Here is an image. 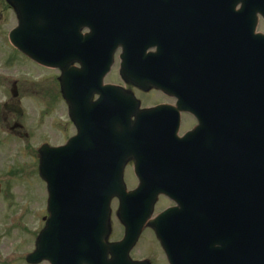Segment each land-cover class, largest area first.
Here are the masks:
<instances>
[{"label":"water","instance_id":"water-1","mask_svg":"<svg viewBox=\"0 0 264 264\" xmlns=\"http://www.w3.org/2000/svg\"><path fill=\"white\" fill-rule=\"evenodd\" d=\"M5 1L17 19L18 27L11 34L17 49L41 62L48 46L45 40L60 50L64 41L81 65L79 70L70 64L60 66L61 93L77 135L63 147L45 146L38 152V173L47 185L48 218L28 260L145 264L132 262L128 253L147 226L157 196L166 194L177 204L164 214L165 225L159 230L170 264H264V114L246 113L239 125L235 118V131L247 136L234 141L230 162L191 165L172 138L165 161L158 165L152 160L157 155L151 129L136 125L148 110L139 111L130 93L102 84L115 46L128 35L126 15L147 11L120 0ZM192 1L203 7L213 0ZM238 4L234 29L254 30L255 14L264 18V0H227L228 7ZM84 28L89 34L81 36ZM262 40V48L257 42L244 53L257 73L260 56L264 71ZM99 54L106 55L105 62ZM121 67L124 80L135 85L127 78L132 65L124 61ZM179 90V84L169 87L171 95ZM95 94L99 98L93 102ZM122 113L132 116L133 123L119 126L110 121ZM131 161L139 184L127 193L122 176ZM114 198L119 201L116 216L124 226V238L111 244L110 202ZM148 225L153 227V223Z\"/></svg>","mask_w":264,"mask_h":264},{"label":"flooded vegetation","instance_id":"flooded-vegetation-1","mask_svg":"<svg viewBox=\"0 0 264 264\" xmlns=\"http://www.w3.org/2000/svg\"><path fill=\"white\" fill-rule=\"evenodd\" d=\"M201 34L218 35L219 32L205 31L201 32ZM206 42L208 41L206 40ZM12 51H15L16 57H20L22 61L10 58L8 54L0 55V134L8 137L7 143L12 144V148L7 153H11L13 157L15 156L16 161L12 162L11 160L8 166L1 165L0 212L5 211V208L23 209L21 204L12 200L19 195L12 188L13 183L18 182L22 185L23 193L25 191L23 182H25L26 161H21L19 157L22 156L23 149L28 151L26 143L31 138V135L41 133L43 127L49 134L53 135H55L56 131H60L59 128H65L69 132L63 137L62 141L56 142L50 138V135H48V139H45L51 145H59L74 132V127L68 120L60 123L52 118L54 104L48 105L45 102L42 96L43 86L41 79L36 78V75H32V78L24 76L22 70L15 65V61H20L21 64L29 66V70L32 72L42 71V68L33 64L32 61L16 50L13 49ZM199 57L206 62L205 66L202 65L203 68H199L195 63ZM193 58L194 64L189 65L185 69L183 77V96L181 101L183 108L179 113V136L185 137L194 131L187 137L188 146L194 149L209 151L222 147L225 143L229 146V144L234 143V111L232 109L233 100L229 99L225 83L229 81L230 76L234 79V70L229 68V66H223L219 69V66L214 67L211 65V51L209 48L203 49L201 54H195ZM220 59L223 60V57L220 56ZM134 93L143 99V93L137 90ZM150 94L156 95V97L151 98L147 106L153 107L174 103L172 99L160 91L151 90L148 92V96ZM58 98L59 94L54 85L52 99L55 101ZM219 101L222 104L220 107H218ZM43 103L45 107H43ZM47 119L49 120L46 122ZM158 122L169 125L171 120L168 117H163ZM54 128L56 129L55 131L53 130ZM2 139L4 138H0V143H3ZM11 139L13 141H10ZM13 143L22 144L20 152H18L15 145L13 147ZM31 158L34 164L36 158ZM15 164L17 169L13 168ZM6 198L10 199V201L4 206ZM170 205L166 198L159 197L153 216ZM148 231L151 233L148 232L149 235H153L151 230L148 229Z\"/></svg>","mask_w":264,"mask_h":264},{"label":"rangeland","instance_id":"rangeland-1","mask_svg":"<svg viewBox=\"0 0 264 264\" xmlns=\"http://www.w3.org/2000/svg\"><path fill=\"white\" fill-rule=\"evenodd\" d=\"M15 26V20L13 14L8 9L7 6L4 5L2 1H0V48L1 52L0 55H5L8 52L9 43L7 41V32L12 27ZM258 29H264L263 25H259ZM10 47V46H9ZM10 58H16L22 61L20 57H16V52L11 51L8 55ZM20 61H15V65L18 66L20 70H22L24 76L28 78H32V75H36V78L41 79L42 81V96L43 98L51 97L52 90L51 87H54V75L56 72L43 70L32 72L29 70V66L25 64H21ZM113 69H116L114 66ZM112 77V76H111ZM117 79V76H115ZM111 78L108 76L106 82L110 81ZM51 90V93H49ZM156 97V95H149L146 96L143 94V101L147 103L151 101V98ZM57 106H61L59 98L55 99L54 102ZM63 106V105H62ZM60 109L58 107L57 112ZM65 109L62 107L61 114L63 116ZM50 117V116H48ZM49 119L46 120V122ZM56 128V127H55ZM53 129L54 131L57 129ZM65 129V128H64ZM63 129V131H64ZM50 135V138L53 140L57 138H61L63 140L62 133L53 135L49 134L46 129L43 128L41 133H35L31 135V138L27 141V146L32 149L34 145L39 143L41 137ZM3 137L2 142L0 143V169H2L1 165H8L10 164L9 161L12 158L11 153H7L11 150L12 144H8V137L1 135L0 138ZM16 147L18 152H20L22 148V144L20 143H13V147ZM29 153V151H28ZM22 161H26L25 163V182L23 185L25 186L24 193L22 191V185L18 182L13 183V191H16L19 194L16 198L12 199L13 201H17L19 204L23 206V214H21L20 209H13V208H5V211L0 212V264H26L21 260L23 259V255L20 256V253L31 251L33 249V240L37 234L39 226L41 225V218L45 214L43 212V208L45 205L46 199V192L43 183L40 181L39 177L37 176V170L35 164L32 161L27 162L30 160L29 154L25 152L23 149L22 156L20 157ZM16 161L15 156L12 158V162ZM11 162V163H12ZM13 168L17 169V165L15 164ZM125 183L127 188H133L136 185V181L134 180L131 171L127 172L125 175ZM25 195V196H24ZM1 201V200H0ZM10 199H5L4 206L7 205V202ZM165 205V204H164ZM116 208V203L112 204L113 211ZM40 209L42 210L41 215L39 214ZM43 214V215H42ZM8 217H10L11 226L7 227L8 224ZM114 219V217H113ZM114 230L111 239L116 240L122 235V230L119 225L114 224ZM6 228V229H5ZM149 231H145L144 235H141L140 240L137 242L134 249L131 251V257L134 259H141L144 257L150 258L155 264H166L163 259L160 258L161 250L158 249L157 245H155L153 235H149L146 233ZM151 234V233H150ZM11 254L10 262L5 261L4 258ZM10 256V255H9ZM162 256V255H161Z\"/></svg>","mask_w":264,"mask_h":264},{"label":"bare ground","instance_id":"bare-ground-1","mask_svg":"<svg viewBox=\"0 0 264 264\" xmlns=\"http://www.w3.org/2000/svg\"><path fill=\"white\" fill-rule=\"evenodd\" d=\"M254 48V44L251 42L248 47L245 49V51H251L253 50ZM130 51V54L133 56V57H136L139 61L141 62H144L145 64H150L152 62V55H151V50L150 51H147L146 53H141L139 50H137L136 52L134 50H129ZM140 53V54H139ZM140 70L137 68V67H133L132 69V72H136L138 73ZM124 73L123 70H119V72L116 74L117 78H121V74ZM110 85V84H109ZM103 86H106V82L103 83ZM222 106L221 102L219 101V106L220 107ZM166 149H168L167 147H165ZM131 163L133 164V167H134V163L131 161ZM154 169V167H152ZM132 173V176L134 178L135 181H137V176H136V173L132 170L131 171ZM124 173H123V176H122V180L124 181ZM168 202H170L171 204V208L174 207V205L176 204V201L173 200L171 197H167L166 199ZM115 202L113 201V199L111 200V205L114 204ZM117 209H119V206H117ZM158 247H161V246H158ZM161 250V248H160ZM162 252V250H161ZM163 253V252H162Z\"/></svg>","mask_w":264,"mask_h":264}]
</instances>
